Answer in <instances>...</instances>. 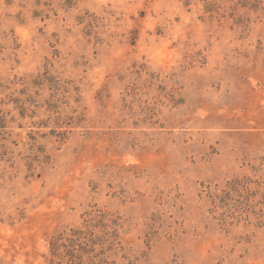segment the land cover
<instances>
[{"label":"rangeland","instance_id":"rangeland-1","mask_svg":"<svg viewBox=\"0 0 264 264\" xmlns=\"http://www.w3.org/2000/svg\"><path fill=\"white\" fill-rule=\"evenodd\" d=\"M101 261L264 264V0H0V264Z\"/></svg>","mask_w":264,"mask_h":264},{"label":"trees","instance_id":"trees-1","mask_svg":"<svg viewBox=\"0 0 264 264\" xmlns=\"http://www.w3.org/2000/svg\"><path fill=\"white\" fill-rule=\"evenodd\" d=\"M71 233H72L71 238L67 239V242L72 243V240H73V239H76V240H77V238H80V235H81L80 232L71 231ZM89 241H91V240H89ZM56 243H57V242H56ZM56 243H52V244H51V250H52V253L54 252L55 255H57V252H58V246H57ZM101 263H102V264H105L104 261H101Z\"/></svg>","mask_w":264,"mask_h":264}]
</instances>
